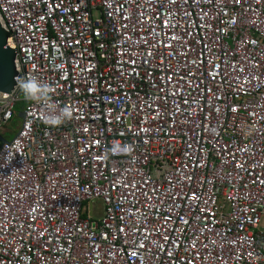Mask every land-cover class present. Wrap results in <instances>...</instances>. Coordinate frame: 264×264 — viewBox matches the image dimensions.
I'll list each match as a JSON object with an SVG mask.
<instances>
[{"label":"built area","instance_id":"1","mask_svg":"<svg viewBox=\"0 0 264 264\" xmlns=\"http://www.w3.org/2000/svg\"><path fill=\"white\" fill-rule=\"evenodd\" d=\"M0 25V264H264V0H0Z\"/></svg>","mask_w":264,"mask_h":264},{"label":"clouds","instance_id":"2","mask_svg":"<svg viewBox=\"0 0 264 264\" xmlns=\"http://www.w3.org/2000/svg\"><path fill=\"white\" fill-rule=\"evenodd\" d=\"M20 90L26 100L37 101L44 106L43 118L49 124H59L70 117L67 107L59 108L50 96L51 86L40 81L35 75L26 77L20 83ZM129 150L128 148L125 151Z\"/></svg>","mask_w":264,"mask_h":264},{"label":"water","instance_id":"3","mask_svg":"<svg viewBox=\"0 0 264 264\" xmlns=\"http://www.w3.org/2000/svg\"><path fill=\"white\" fill-rule=\"evenodd\" d=\"M7 35L0 25V93H10L15 81L20 78L14 67L15 50L5 45ZM18 114L23 116V111Z\"/></svg>","mask_w":264,"mask_h":264},{"label":"rangeland","instance_id":"4","mask_svg":"<svg viewBox=\"0 0 264 264\" xmlns=\"http://www.w3.org/2000/svg\"><path fill=\"white\" fill-rule=\"evenodd\" d=\"M22 97V94H21ZM23 102H19V105L22 106ZM20 108V107H19ZM18 109L16 114L11 118V120L5 125V129L2 132V137L4 138H11L15 132L16 128L19 126L21 122V116L18 114Z\"/></svg>","mask_w":264,"mask_h":264},{"label":"trees","instance_id":"5","mask_svg":"<svg viewBox=\"0 0 264 264\" xmlns=\"http://www.w3.org/2000/svg\"><path fill=\"white\" fill-rule=\"evenodd\" d=\"M20 107V108H19ZM16 109L20 110L21 106L19 105V103H17Z\"/></svg>","mask_w":264,"mask_h":264}]
</instances>
